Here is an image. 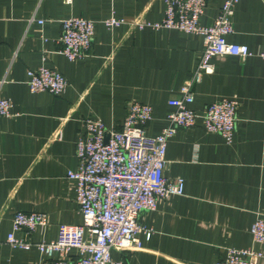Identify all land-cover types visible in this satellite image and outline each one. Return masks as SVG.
I'll return each mask as SVG.
<instances>
[{"label": "crops", "instance_id": "0c3cea01", "mask_svg": "<svg viewBox=\"0 0 264 264\" xmlns=\"http://www.w3.org/2000/svg\"><path fill=\"white\" fill-rule=\"evenodd\" d=\"M223 0H206L202 25L212 24ZM164 0H0V98L11 102L0 116V264H38L43 256L6 243L13 214L37 211L47 225L16 232L28 241H51L61 223L79 224L75 147L85 119L119 129L131 102L152 108L146 133L156 135L172 110L170 99L193 75L202 37L176 29L139 28L160 21ZM79 16L93 21L90 48L69 61L60 53L61 21ZM114 16L126 23L106 27ZM33 20H30L32 19ZM38 20H42L41 23ZM225 39L244 44L250 55H216L211 73L190 86L197 114L217 99L238 101L233 140L208 132L200 119L179 128L167 141L164 175L182 179L183 191L160 199L139 221L152 229L142 246L112 251L126 264H214L228 248L253 247L250 227L264 215V0H238ZM47 67L67 81L59 95L30 92L29 69ZM74 257L76 251L69 250ZM256 264H264L260 258Z\"/></svg>", "mask_w": 264, "mask_h": 264}, {"label": "built area", "instance_id": "2783aa9c", "mask_svg": "<svg viewBox=\"0 0 264 264\" xmlns=\"http://www.w3.org/2000/svg\"><path fill=\"white\" fill-rule=\"evenodd\" d=\"M237 2L223 0L210 25L199 23L206 0H164V15L160 21L135 23L139 28H170L202 37L203 50L191 79L181 86L180 97L168 101L172 110L166 115V125L156 135H147L152 108L135 101L128 105L119 129H107L100 120L85 119L84 136L78 139L75 147L77 169L67 171V177L76 182L81 223H61L55 239L32 242L16 236V232L30 233L36 227L46 226L47 215L17 211L6 236L10 247L28 250L34 246L43 256L38 264H126L122 259H113L111 252L141 248L139 234L149 239L152 229L139 221L140 212L152 211L160 199L183 191L182 179L172 180L164 175L168 139L177 129L192 127L196 119H200L208 132L221 135L226 142L233 140L237 100L217 99L201 114L195 113L189 105L193 101L190 86L199 82L202 73L212 72L210 59L213 56L244 58L250 55L246 45L225 39L232 32L231 18ZM103 23L110 28L126 21L109 16ZM93 28L94 23L89 19L64 18L58 39L60 53L69 61L83 58L90 48ZM258 55L264 61V47ZM27 75L28 88L33 93L46 91L59 95L67 84L60 72L43 66L29 69ZM10 108V100L0 98V116H8ZM250 233L255 243L264 246V215L257 216ZM71 249L76 251L74 257L68 254ZM260 258H264V250L228 248L225 259L214 264H256Z\"/></svg>", "mask_w": 264, "mask_h": 264}, {"label": "water", "instance_id": "95a60500", "mask_svg": "<svg viewBox=\"0 0 264 264\" xmlns=\"http://www.w3.org/2000/svg\"><path fill=\"white\" fill-rule=\"evenodd\" d=\"M107 137H108V136L105 137V142H106V140H107Z\"/></svg>", "mask_w": 264, "mask_h": 264}]
</instances>
